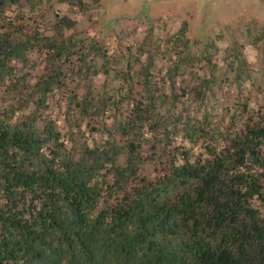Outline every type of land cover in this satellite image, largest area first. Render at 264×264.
I'll use <instances>...</instances> for the list:
<instances>
[{
  "label": "trees",
  "instance_id": "trees-1",
  "mask_svg": "<svg viewBox=\"0 0 264 264\" xmlns=\"http://www.w3.org/2000/svg\"><path fill=\"white\" fill-rule=\"evenodd\" d=\"M41 3L0 0V264H264V94L244 42L224 68L160 16L164 35L119 51L67 13L27 32ZM243 36L259 47L264 25Z\"/></svg>",
  "mask_w": 264,
  "mask_h": 264
},
{
  "label": "rangeland",
  "instance_id": "rangeland-1",
  "mask_svg": "<svg viewBox=\"0 0 264 264\" xmlns=\"http://www.w3.org/2000/svg\"><path fill=\"white\" fill-rule=\"evenodd\" d=\"M41 5L42 10L29 13L37 22L31 23L27 32L33 33L37 26L42 33L52 34L50 25L55 21V13H67L77 21L78 32L103 36L119 51L130 44H134L137 50L138 44L145 37L164 35L168 28H151V22L160 16L169 18L166 20L169 28L178 25L180 20L187 19L192 42L200 41L204 44L213 41L218 47L214 49L216 62L224 68L226 63L223 49L230 45L233 39L244 42L241 49H244L251 68L255 69V77L262 83L264 94V42L254 48L243 36L247 20L253 19L264 25V0H103L99 16L93 14L96 12H90L91 17L79 13L78 10L77 12L72 7L68 9L67 5L59 3L58 0H42ZM12 64L17 68L22 65L19 60L12 61ZM48 69L42 57L33 72L34 75H40ZM184 79L182 78V82L186 84L188 81ZM95 81L100 85L105 81V76L101 74ZM226 87H222L219 92V100L223 104L231 101L236 95L234 89H225Z\"/></svg>",
  "mask_w": 264,
  "mask_h": 264
}]
</instances>
